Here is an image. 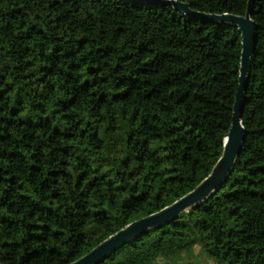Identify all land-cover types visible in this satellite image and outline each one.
Returning <instances> with one entry per match:
<instances>
[{
    "label": "trees",
    "instance_id": "1",
    "mask_svg": "<svg viewBox=\"0 0 264 264\" xmlns=\"http://www.w3.org/2000/svg\"><path fill=\"white\" fill-rule=\"evenodd\" d=\"M251 17L231 172L96 264H264V0ZM241 45L229 22L153 2L0 0V262L67 264L194 188L231 125Z\"/></svg>",
    "mask_w": 264,
    "mask_h": 264
},
{
    "label": "water",
    "instance_id": "2",
    "mask_svg": "<svg viewBox=\"0 0 264 264\" xmlns=\"http://www.w3.org/2000/svg\"><path fill=\"white\" fill-rule=\"evenodd\" d=\"M136 1L167 5L188 17H197L213 22H229L238 28L242 38V45L239 83L235 94L231 125L224 137V144L220 157L217 159L210 172L197 183L194 188L161 209L127 223L100 241L88 252L67 264H96L128 240L145 233L151 227L169 223L171 220L177 218L180 213L205 200L214 189L219 187L220 183L231 172L235 159L245 139V129L241 120L242 98L248 83V71L250 68L251 55L254 50L257 27L256 22L251 17L252 0L248 1L247 10L243 15L228 12L212 13L200 11L192 8L190 3L182 0ZM0 264L5 263L0 262Z\"/></svg>",
    "mask_w": 264,
    "mask_h": 264
}]
</instances>
